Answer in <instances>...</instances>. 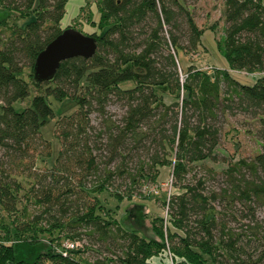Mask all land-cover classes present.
<instances>
[{
  "label": "trees",
  "instance_id": "obj_1",
  "mask_svg": "<svg viewBox=\"0 0 264 264\" xmlns=\"http://www.w3.org/2000/svg\"><path fill=\"white\" fill-rule=\"evenodd\" d=\"M192 1L96 0L102 32L91 34L93 56L66 59L51 80L39 83L36 56L63 30L67 0H0V264H154L167 252L174 264H264L258 221L229 228L220 220L228 213L215 204L239 201L242 208L229 214L235 220L236 211L256 219L264 208V4L225 0L224 33L215 44L227 65L208 71L182 57L202 46L204 30L187 6ZM232 70L256 76L245 83ZM31 89L30 105L16 110L14 103ZM50 97L60 103L59 150L52 164L40 167L53 155L42 137L57 114ZM114 99L123 114L103 118ZM66 102L76 110L64 113ZM95 112L103 128L92 133ZM233 112L257 119L262 151L225 170L230 183L219 193L206 194L201 180L178 183L189 166L221 152L220 117ZM134 155L138 165L130 169ZM164 165L179 190L163 195L168 210L151 220L155 237L144 229V203L127 204L122 222L98 196L131 200L135 188L157 181ZM82 238L84 247L66 248ZM84 248L100 256L83 259Z\"/></svg>",
  "mask_w": 264,
  "mask_h": 264
},
{
  "label": "rangeland",
  "instance_id": "obj_2",
  "mask_svg": "<svg viewBox=\"0 0 264 264\" xmlns=\"http://www.w3.org/2000/svg\"><path fill=\"white\" fill-rule=\"evenodd\" d=\"M264 4V0H262ZM189 11L192 12L194 17V21L196 25L203 29L202 35V46L197 51L185 52L183 53L184 61L187 65L193 64L195 67L202 68L205 70H212V67H226L225 59L218 53L216 49L215 41L218 40L221 35L224 33V7L225 0H196L192 1L187 5ZM1 16V13H0ZM33 19V16L27 18H21L17 22L19 26H25L27 22ZM13 18L8 20V24L12 25ZM99 13L96 5V0H67L65 4V12L64 16L60 22V28L65 29L68 27L79 30L81 33L85 35L91 34H100L102 29H100L99 25ZM213 25V29H209L210 26ZM7 28L3 27L2 31L7 33ZM5 34L1 35V38H5ZM185 43V42H183ZM179 73L182 74V70L179 69ZM231 73L245 83H252L255 79V74H247L245 71H237L232 70ZM27 79V76H24ZM34 90L31 89L30 96L24 101H18L14 103V108L16 110H22L26 106L30 105L32 96L34 94ZM52 103L53 108L57 114L46 123V125L42 128V137L44 140L49 141L53 155L50 159H45L42 163L40 162L39 166L44 167L52 164L54 161V157L59 150V142L54 136V126L59 117V102H56L52 97L49 98ZM75 103L66 102L62 105V111L64 113H70L73 110H76L77 106ZM123 108L121 106L120 101H116L114 99L113 102H109L107 107L105 108V116L103 118H111L112 120L120 119L123 114ZM101 116L95 112L91 116V124L94 126L95 133L103 128L101 123ZM220 127V138H219V150L221 152H217L214 155L213 160H205L199 162L195 165L189 166V170L187 171L185 178L183 179L182 184L190 183L195 185L198 180L203 181L204 192L210 193L215 191L216 193L220 192V189L229 185V177L225 174V170H227L231 165L235 164L239 159H246L249 161L256 154L262 151V141L258 140L255 136V131L257 128V119L250 117L249 115L241 114L239 112L226 113L224 116L220 117L219 121ZM105 140V135L101 136V141ZM148 146H151L148 145ZM152 152L154 148H151ZM134 152V151H132ZM151 152V153H152ZM97 155L104 154V156H108V153H104L103 151H95ZM141 159L145 162L150 161L147 158L148 155H144ZM148 159V161H147ZM138 158L134 155L133 162H129V168L134 169L137 167ZM150 173H154V168H150L148 170ZM242 172L246 174L247 178H250L249 171L247 169H242ZM121 182L115 184L118 186ZM175 184V180L172 177V170L168 165H164L160 173L158 175L157 181L154 183H149L147 186L142 188H135L133 192V196L131 200H124L123 202H118L115 198L109 196L107 192L102 194H98L99 198L106 203L108 208L116 210V218L119 221L124 222L126 220V205L129 204V208L132 207L133 202H142L144 203V207L142 209V213L146 215L144 219V229L147 235L154 236L155 234L152 230V218L155 216H163L165 217L166 212L168 210L167 206L164 205L161 201L163 199V195L165 192L167 193H175L179 190L177 187L175 188L173 185ZM125 187V186H123ZM134 189V188H132ZM148 193L151 194L148 197ZM145 196V197H144ZM167 200V199H166ZM217 209L220 211L223 210V214L228 216H222L220 220L223 223H226L227 227H233L237 231L236 227L243 224L253 225L254 222L251 220L258 221L260 226L259 232L261 235H264V208H258L255 212L256 219H252L250 217L243 218L241 216L242 213L240 211H236V216L238 217L235 220L231 214L233 211L240 210L242 208V204L237 201L235 206H231L224 200V202H220L216 200ZM32 204L29 207V210L32 209ZM246 212V210H245ZM124 219V220H123ZM130 222V221H129ZM251 231V230H250ZM245 241V239H244ZM77 247L82 248L85 244H88L85 238L74 241ZM246 246V244H245ZM86 249V248H84ZM98 253L92 252L88 249L84 250L81 257L83 259H87L88 261H93L96 257H99ZM154 264H174L169 253H163L160 257L153 258Z\"/></svg>",
  "mask_w": 264,
  "mask_h": 264
},
{
  "label": "water",
  "instance_id": "obj_3",
  "mask_svg": "<svg viewBox=\"0 0 264 264\" xmlns=\"http://www.w3.org/2000/svg\"><path fill=\"white\" fill-rule=\"evenodd\" d=\"M96 50V38L68 27L61 31L36 56L33 78L36 82L51 80L60 63L73 57L90 58Z\"/></svg>",
  "mask_w": 264,
  "mask_h": 264
},
{
  "label": "built area",
  "instance_id": "obj_4",
  "mask_svg": "<svg viewBox=\"0 0 264 264\" xmlns=\"http://www.w3.org/2000/svg\"><path fill=\"white\" fill-rule=\"evenodd\" d=\"M66 245V248H74L75 247V243H72V242H68L67 244H65ZM66 253V252H65ZM64 253V254H65Z\"/></svg>",
  "mask_w": 264,
  "mask_h": 264
}]
</instances>
